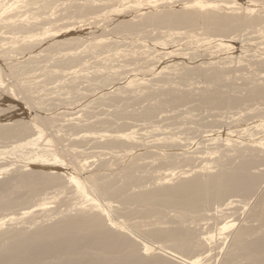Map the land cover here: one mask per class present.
I'll return each instance as SVG.
<instances>
[{
    "label": "bare ground",
    "instance_id": "1",
    "mask_svg": "<svg viewBox=\"0 0 264 264\" xmlns=\"http://www.w3.org/2000/svg\"><path fill=\"white\" fill-rule=\"evenodd\" d=\"M0 87V264H264V0H0Z\"/></svg>",
    "mask_w": 264,
    "mask_h": 264
},
{
    "label": "rangeland",
    "instance_id": "2",
    "mask_svg": "<svg viewBox=\"0 0 264 264\" xmlns=\"http://www.w3.org/2000/svg\"><path fill=\"white\" fill-rule=\"evenodd\" d=\"M50 85L51 84H48L47 86L49 87ZM1 91H2V88L0 87V100H5V99L12 100V98L9 96L10 95L9 92H7L6 90H4V92H1ZM4 96H6V97H4ZM139 105L140 104H137L135 106H139ZM47 107H46V105L42 106V108L45 110H47ZM35 111H37V110H35ZM183 117L186 118V115H183ZM249 122L251 123V120ZM212 129H214V128H212ZM258 135H264V133L258 134ZM6 144H8L7 141H6ZM3 145H5V144H2V146H0V151L2 150V147H3V149H5ZM3 155H1V157H5ZM8 158L10 161L8 160ZM13 158L15 159L16 157L14 155L13 156L9 155V157H7L6 161L4 160L5 158L0 160V161H2V162H0V164H3L5 162L4 164H6V165L9 164L8 166L10 168L11 167L10 163L15 161ZM84 158L83 159L81 158V159L84 161H85V159L88 161L90 160V159H87V157L85 159ZM78 159H80V158H78ZM81 159H80V161H81ZM11 160H13V161H11ZM81 162L83 164L85 163L83 161H81ZM82 163H81V165H83ZM150 182H151L150 179H146V180H143L142 184H149ZM50 191H51V189L46 190V192H50ZM37 197L34 198L33 200L35 201V199L36 200L39 199L40 195H38ZM231 200L232 199H227L225 204L222 206V208L217 209V210L223 211L222 214L219 216V219L225 218L227 221H232L234 223L233 225H236L230 230H228V229L227 230H219V228L221 227V224H216L218 221H215V218L213 217V213L215 212V210H206V211L204 210V211H202V213L200 215L195 214V213L187 215V217L185 218L186 222L184 224L188 225L190 227H193L194 225H197V226L200 225L198 232L200 233V235L202 237L204 236L207 239L211 234L220 233V232H221V234L216 235L215 237L206 240V243L203 245L202 249H197L196 251H193V254H189V255L184 254L185 256L193 258V256L200 254V257L202 258L201 264H221L223 259L225 258V256L227 255V253L230 251V248H231L232 240H231V238L229 240L228 236L231 235V232L234 230L235 227H237V224H239L241 222L252 224V225L255 224V222L251 218H248V217L245 218V216H244V212L246 211L247 205L242 206L243 208H240V210L236 211L235 213H232V214L229 213L228 210H226V206L229 204V202ZM32 203H34V202L32 201ZM51 204L49 206H53V203H51ZM22 206L20 205L21 209L19 208V205H18L17 206L18 208L13 206V207L6 209V210H5V207H3L4 211L3 212L0 211V214L2 212V215H0V218H2L5 215H7L5 217L8 218L13 214H15L17 217H20L22 210H24V206L23 207ZM26 206H28V205H26ZM56 206L57 205H55V207ZM53 208H54V206H53ZM175 215H176V212L172 209H168L164 214L151 215L150 218L148 219L149 221H148V224L146 225V228H151V227L155 226L153 224H154V222H156L158 220L161 221L162 225H164V226L175 225L176 221H177V219H175L176 218ZM25 220L29 221L28 219H25ZM16 226L19 227V226H21V224H17ZM226 235H227V237L225 238ZM142 238L145 240L148 239L147 241L151 240L150 238H147V237H146L147 238L146 239L144 236ZM166 244H167V246H169L168 242H166ZM218 249H220V250H218ZM222 250H223V252H221ZM237 261H240V259L236 258L235 262L237 263Z\"/></svg>",
    "mask_w": 264,
    "mask_h": 264
}]
</instances>
